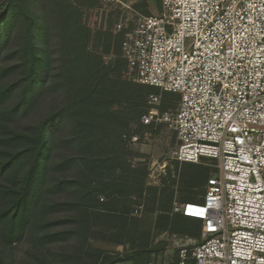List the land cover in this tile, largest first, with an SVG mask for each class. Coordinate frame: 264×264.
<instances>
[{
    "label": "built area",
    "instance_id": "2783aa9c",
    "mask_svg": "<svg viewBox=\"0 0 264 264\" xmlns=\"http://www.w3.org/2000/svg\"><path fill=\"white\" fill-rule=\"evenodd\" d=\"M96 1L119 15L127 79L179 97L160 112L150 94L141 125L173 130L172 160L215 163L202 199L178 209L201 223L178 264H264V0H159L156 15Z\"/></svg>",
    "mask_w": 264,
    "mask_h": 264
},
{
    "label": "trees",
    "instance_id": "16d2710c",
    "mask_svg": "<svg viewBox=\"0 0 264 264\" xmlns=\"http://www.w3.org/2000/svg\"><path fill=\"white\" fill-rule=\"evenodd\" d=\"M93 1L57 0L56 29H52L49 22L41 29L37 15L30 10V0H0V59L11 43L13 29L19 28L18 44L12 52L18 61L12 66L0 67V79L10 71L18 73L17 78L0 88V105L12 94L18 96L13 107L0 109V245L3 248L25 238L31 222L41 216L48 192L69 184L70 181L53 180L55 168L76 161L85 169L80 183V223L107 216L121 222L123 230L132 236L141 225L138 218L129 217V209L119 207L122 193L116 189L117 184L105 179L109 172L133 171L126 163L125 154L117 152V147L127 150L121 139L127 130L114 134L112 139L106 132L109 126L120 129L127 126L126 121L135 105L132 103L123 108V102L142 99L137 94L138 88L142 93L152 88L127 79L120 49L122 34L112 32V14L109 13L105 27L91 35L89 25L82 20L80 8L92 6ZM148 1L157 0H143L135 8L145 9ZM144 14L148 15V12L144 11ZM55 38L57 42L53 43ZM91 42L93 49H90ZM99 46L105 54L111 48L114 50V60L110 64L98 53ZM56 53L59 58L57 68ZM60 91L64 94V102L34 125L20 131L9 128L8 121L13 112L20 108L27 111L45 93ZM165 95L176 96L178 103L177 95ZM114 105H119V109H114ZM65 118H72L74 122L73 136L66 142L77 143L78 150L76 156L65 157L56 163L52 160V151L57 141V129ZM110 145L116 151L104 150ZM96 149L103 153L95 155ZM186 188L185 184L180 192H186ZM101 194L110 201L100 203L98 195ZM51 237L50 234L41 236L43 240ZM0 264H3L1 260Z\"/></svg>",
    "mask_w": 264,
    "mask_h": 264
},
{
    "label": "rangeland",
    "instance_id": "374dc122",
    "mask_svg": "<svg viewBox=\"0 0 264 264\" xmlns=\"http://www.w3.org/2000/svg\"><path fill=\"white\" fill-rule=\"evenodd\" d=\"M30 1V10L37 15L41 29L48 22L52 29H56L54 24L58 16L55 7L57 0ZM68 1L73 3L75 0ZM95 1L90 7L80 8L82 20L89 25L91 35H94L98 28L105 27L109 13L112 14L113 21L111 30L119 19L114 8L103 7ZM122 1L138 5L143 0ZM158 10L159 0L148 1L146 8H141L139 12L145 15L144 11H147L150 15H156ZM16 27L13 29L11 43L2 52L0 67L12 66L18 61L12 54L18 44L19 28ZM55 42L56 38L53 43ZM90 49H93L92 42ZM97 51L105 63L110 64L114 60L112 48L108 54L103 53L102 46H99ZM54 56L57 68L58 53ZM17 77V72H8L0 79V88ZM146 92L142 93L141 88H138L137 94L142 99L123 102V108L132 103L135 105L126 121L127 126L121 129L109 126L106 132L111 135V139L114 134L119 135L126 130L125 135L138 137L134 145H129L121 135L128 151L117 147V152L125 154L126 163L133 171L123 172L120 169L105 175V179L107 178L109 183L115 182L116 189L122 193L119 207L129 209V217L138 218L141 222L137 233L134 236L127 235L121 222L107 216L79 222V199L82 192L80 183L85 169L77 161L71 162L55 168L53 180L70 182L45 195L42 214L31 222L25 238L9 248L0 245V260L3 264H103L111 261L116 264H178L182 250L190 251L193 245L200 243L201 223L182 218L178 209L183 203L202 199L206 181L216 171L215 163L209 160L179 163L170 158V150L176 143L173 130L162 125L143 128L140 126V117L147 110V98L150 94L159 95L160 112L175 113L177 98L160 94L155 89H147ZM17 97L16 93L9 96L1 103L0 109L13 107ZM63 102V92L45 93L27 111L20 108L13 112L8 126L11 130H24ZM117 108L119 109V105H114V109ZM73 126L72 118H65L59 124L56 145L52 151V160L56 163L65 157L77 155V143L66 142L73 136ZM112 149L114 146L110 145L104 150ZM101 153V150L94 151L95 155ZM185 184L187 190L182 193L180 190ZM132 193L136 195L133 196ZM98 200L100 203L110 201L104 194L98 195ZM135 209H138L137 213ZM44 234H50L52 237L43 240L41 236Z\"/></svg>",
    "mask_w": 264,
    "mask_h": 264
}]
</instances>
